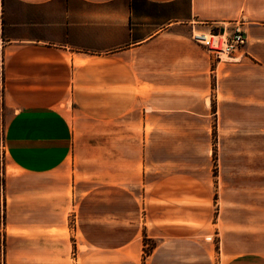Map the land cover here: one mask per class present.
I'll use <instances>...</instances> for the list:
<instances>
[{"label": "crops", "instance_id": "1", "mask_svg": "<svg viewBox=\"0 0 264 264\" xmlns=\"http://www.w3.org/2000/svg\"><path fill=\"white\" fill-rule=\"evenodd\" d=\"M236 9L237 0H0V262L71 264L67 215H91L96 198L137 185L169 257L206 231L205 210L169 203L209 197L195 174L169 170V115H222V75L242 55L264 72V32L253 26L227 60L191 37ZM257 93L264 115V80ZM126 233L117 248L133 241ZM227 249L222 264H264V251Z\"/></svg>", "mask_w": 264, "mask_h": 264}, {"label": "rangeland", "instance_id": "2", "mask_svg": "<svg viewBox=\"0 0 264 264\" xmlns=\"http://www.w3.org/2000/svg\"><path fill=\"white\" fill-rule=\"evenodd\" d=\"M231 16L227 22L212 24L210 28L222 31L223 26L228 30L238 24L245 33L247 25L264 32V0H237V9ZM243 46L238 51L246 48ZM253 62L242 55L224 71L217 95L222 101V115H169V170L192 172L204 183L209 195L206 199L169 203L205 210L206 231L193 237L196 241L189 246L177 242L179 257H169V253L162 251L166 249L162 237L149 231L145 224L146 201L139 198V186L126 187L125 193H118L119 200L96 198L91 215H67L64 232L71 239V264H222L229 256L225 245L235 253L264 251V115L261 96L256 94V89L260 92L264 72ZM159 142L165 144L162 139ZM4 190L3 173L0 237L5 234ZM121 209L125 211L123 216ZM100 221H108L115 230L103 232ZM131 228L133 241L117 248ZM216 230L218 235L214 234ZM0 250L3 255V243ZM183 252H193L195 256L186 259L181 257Z\"/></svg>", "mask_w": 264, "mask_h": 264}, {"label": "built area", "instance_id": "3", "mask_svg": "<svg viewBox=\"0 0 264 264\" xmlns=\"http://www.w3.org/2000/svg\"><path fill=\"white\" fill-rule=\"evenodd\" d=\"M191 37L204 45L212 56L220 60L232 59L235 52L246 43L245 34L238 24L226 30L214 31L211 28L203 32L192 33ZM3 135L0 133V182L4 173V147Z\"/></svg>", "mask_w": 264, "mask_h": 264}]
</instances>
